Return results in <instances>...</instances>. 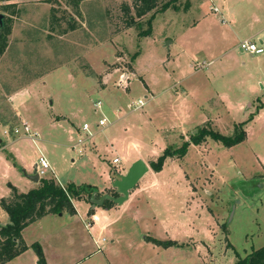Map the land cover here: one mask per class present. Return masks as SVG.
I'll return each mask as SVG.
<instances>
[{"label": "rangeland", "instance_id": "1", "mask_svg": "<svg viewBox=\"0 0 264 264\" xmlns=\"http://www.w3.org/2000/svg\"><path fill=\"white\" fill-rule=\"evenodd\" d=\"M125 4L131 0L0 2L8 31L0 56V138L32 139L23 131L26 121L54 143L47 144L54 149L48 160L58 180L108 186L97 198L119 197L106 179L114 157L126 158L114 169L126 167L124 175L135 145L147 149L149 166L196 129L230 136L246 122L244 142L225 148L207 138L182 159H166L160 174L144 176L130 192L139 195L128 211H115L113 223L93 234L105 243L84 263L229 264L235 253L244 257L264 246V52L238 49L254 33V41H264V0H178L175 9L155 14L145 38L138 34L154 10L137 19ZM131 16L136 22L126 28ZM138 101L144 105L133 108ZM111 107L118 110L113 125ZM101 118L109 124L96 129ZM84 123L94 135L79 157L71 146ZM29 142L15 145L17 164L0 154V198L9 186L23 188L22 169L33 173L38 153ZM147 237L180 247L164 249ZM80 251L77 243L65 246L60 259Z\"/></svg>", "mask_w": 264, "mask_h": 264}, {"label": "trees", "instance_id": "2", "mask_svg": "<svg viewBox=\"0 0 264 264\" xmlns=\"http://www.w3.org/2000/svg\"><path fill=\"white\" fill-rule=\"evenodd\" d=\"M9 1L16 0H0V2ZM177 1L163 0L160 8H158L161 0H131V5L125 4L123 8L125 13H130L133 10L137 19L144 17L154 10V13L147 22V29L138 34L140 38H145L151 34V23L155 18V14L164 13L170 8L175 9L174 5ZM135 22L131 16L125 23V27L130 28L134 26ZM7 32L4 21L1 20L0 56L6 48ZM245 124L246 122L237 124L234 127L233 134L230 136H224L205 128L196 129L194 133H191L189 141L183 142L179 148L173 149L166 147L156 161L150 162L149 166L153 172H160L166 159L184 157L190 145L198 146L207 138L220 143L225 148L234 147L245 141L246 135L243 129ZM9 187L12 192L11 199L9 201H0V207L9 217V223L7 225H0V264L10 262L28 249H31L37 257V264H47L43 250L38 243H33L30 246L24 243L21 236L23 229L47 215H59L63 213L74 215L75 209L72 204L73 201L88 200L89 202V199L94 193L98 195V189L95 186L75 184L60 186L54 179L46 178H41L39 180V186L27 193H18L14 187ZM112 197L117 198L116 195H112ZM114 204V202L107 200L100 208L107 210ZM89 213H92V211H89ZM145 241L164 249L178 246L173 241H160L149 237L145 238ZM229 247L231 248V246ZM232 264H264V246L251 251L244 257L235 253V261Z\"/></svg>", "mask_w": 264, "mask_h": 264}, {"label": "crops", "instance_id": "3", "mask_svg": "<svg viewBox=\"0 0 264 264\" xmlns=\"http://www.w3.org/2000/svg\"><path fill=\"white\" fill-rule=\"evenodd\" d=\"M169 10V9H168ZM167 12V11H166ZM165 12V13H166ZM259 35V33H254L251 36L244 38L243 40L250 39L253 40L255 36ZM242 40V41H243ZM258 43L262 46L264 45L263 39L258 38ZM172 44V43H170ZM264 49V48H263ZM241 52V51H240ZM145 88L147 89L148 92L152 94V91L150 90L149 86L145 83ZM154 96L152 97V99ZM15 101L13 100V103ZM117 109L112 108L111 110L109 109V114H111L113 117L116 116L117 114ZM20 115V114H19ZM55 120V119H54ZM118 120V117H114L113 121L110 124H114ZM23 123H26L30 128L31 131L35 134L34 139H28L26 137H13V138H7V140H4L3 138H0V141L3 143V149L5 151L0 150V154L3 152L5 159H7L6 154H9L11 156V160L9 162L17 164V161H19V152L18 149L15 147L17 143H19L22 140H25L29 142L33 148L39 155L44 156L49 165H50V172L53 174V179L60 185V186H66L68 183L61 182L56 178L54 171H53V162L49 159L48 160V155H50L51 152L54 151V149L49 148L47 144L54 145V143H47L44 138L41 136L38 130L34 129L32 125L26 121H23ZM90 125V124H89ZM2 132V131H0ZM93 132V130H92ZM77 133V131H76ZM94 135V133H92ZM92 135V137H93ZM78 135L74 138V144H72L71 148L73 149V146L75 145L76 139ZM91 137V138H92ZM81 148L84 149L87 145L90 144V140ZM151 146L153 145L152 143L150 144ZM137 146V147H136ZM134 160L136 161L138 159L143 160V152L147 149H142V147L135 145L134 146ZM74 150V149H73ZM75 151V150H74ZM76 152V151H75ZM77 153V152H76ZM152 153V152H151ZM78 154V153H77ZM83 154V153H82ZM79 157H82V155H79ZM114 158H119V163L113 164L112 167L109 168L108 173L106 174V179L109 182V184H112V177L113 176H121L123 175L124 170L126 167H119V172L114 173V169H116V165L121 164L122 162H126V158L123 156L121 157H114ZM113 158V159H114ZM112 159V160H113ZM172 158L167 159L168 161H174L171 160ZM177 159H182V158H177ZM6 160V161H7ZM133 161H131L133 163ZM72 163H74V160H71ZM130 162V163H131ZM131 163V164H132ZM131 164H127L128 166ZM130 167V166H129ZM7 169H11V166H6ZM121 169V171H120ZM24 173V181H23V188L16 189L18 193H27L30 190L36 189L39 186V181L37 183H34L30 181L26 175H30L27 173V169H22ZM35 168H33V171ZM118 170V169H116ZM128 170V169H127ZM32 171V172H33ZM151 171L147 172V174ZM121 172V173H120ZM162 172H157L154 174L158 175ZM48 173V174H49ZM47 174V176H49ZM146 174V175H147ZM145 175V176H146ZM51 176V175H50ZM51 177V178H52ZM40 180V178H39ZM94 186V185H91ZM13 187V186H12ZM108 187V186H107ZM107 187H104L103 189H98L100 192L106 189ZM10 193L8 196L4 198H0L1 200L9 201L12 197V192L10 187L8 188ZM138 192H132L131 194L129 193L128 199L121 205H117L115 208H110V209H102L100 207H95L93 208L89 203H87L84 200L80 201H73L72 204L75 209V214L74 215H69L67 213H63L61 215H47L40 220H37L36 222L28 225L23 231L21 232L22 239L24 243L27 246L32 245L33 243H38L42 250L43 254L46 260L47 264H84L88 263L90 261V257L94 255L95 252L102 251L103 246L101 243H105V239H97L94 238L93 234L100 232V230L108 227L111 223H113L114 220L110 218V215L114 213L115 211H118V216L122 213H125L128 211L129 207L133 204L135 201L136 197L139 195L137 194ZM136 195V196H133ZM133 201V202H132ZM1 208V207H0ZM1 210L5 213L3 217L0 218V225L5 226L9 223V217L7 213L1 208ZM89 211H92V213H89ZM137 218H134V221H136ZM74 243H77L79 247L81 248V251L78 255H76L74 258L71 259V261L64 262L63 260L60 259V257L64 256V252H61V249L65 246H73ZM101 247V249H100ZM84 248V250H83ZM60 259V260H59ZM235 260L233 259L232 261H229V264H232ZM6 264H37V257L35 256L34 252L31 249H28L18 257L14 258L10 262Z\"/></svg>", "mask_w": 264, "mask_h": 264}, {"label": "built area", "instance_id": "4", "mask_svg": "<svg viewBox=\"0 0 264 264\" xmlns=\"http://www.w3.org/2000/svg\"><path fill=\"white\" fill-rule=\"evenodd\" d=\"M215 12L217 11V9L214 10ZM238 49L241 52H246L250 55H260L263 54L264 49L262 48V46L257 43L254 40H243L238 44ZM144 105V103L142 101H138L137 105H132L133 108L137 109L139 107H142ZM95 108H99L100 102H96L94 104ZM109 123L106 121L105 118H101L97 121L95 128L96 129H100V128H104L105 126H107ZM81 130H82V134H79L75 145L73 146V149L78 153V155H82V150L81 148L88 142V140L92 137V128L88 123H84L81 126ZM23 131L26 135H28L30 138L33 139V136H35V134L33 132H31V128L26 124L23 123ZM86 133L83 135V133ZM6 133V132H4ZM15 133H18V131H15ZM119 158H114L112 160L113 164H117L119 163ZM35 170L37 175L39 176V178H46L48 171L50 170V165L47 161V159L42 156L39 155L38 156V162L35 164Z\"/></svg>", "mask_w": 264, "mask_h": 264}, {"label": "water", "instance_id": "5", "mask_svg": "<svg viewBox=\"0 0 264 264\" xmlns=\"http://www.w3.org/2000/svg\"><path fill=\"white\" fill-rule=\"evenodd\" d=\"M1 19L2 16L0 15V23ZM148 171L149 166L143 160L138 159L134 161L126 173L114 180L111 184V186L120 194V196L114 198L105 194L100 198H97V194L94 193L89 200L91 206L93 208L100 207L107 200L114 202L116 205L123 204L128 199L129 193L136 187L138 182L147 174ZM26 177L34 183L39 181V176L37 175L36 170H34L31 175H26Z\"/></svg>", "mask_w": 264, "mask_h": 264}]
</instances>
